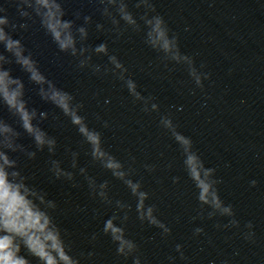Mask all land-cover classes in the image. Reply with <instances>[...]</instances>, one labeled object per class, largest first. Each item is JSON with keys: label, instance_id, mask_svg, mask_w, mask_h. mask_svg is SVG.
<instances>
[{"label": "clouds", "instance_id": "obj_1", "mask_svg": "<svg viewBox=\"0 0 264 264\" xmlns=\"http://www.w3.org/2000/svg\"><path fill=\"white\" fill-rule=\"evenodd\" d=\"M88 3L94 5L103 20L95 23V31L106 34L113 44L130 43L134 37H139L144 48L155 55L156 63L150 62L146 68L133 57L122 59L110 50L108 43L88 45L92 17L83 16L81 26L65 20L63 0H0V264H100L103 259L95 250L78 249L75 235L57 222V217L66 216L69 209L50 199L37 182V160L44 153L48 156L44 171L50 182L66 181L74 188L81 187L82 182L87 186L90 199L98 206L93 209L94 216H98L101 209L111 211L101 232L85 237L93 249L98 247L102 237H107L114 245L119 264H153L145 245L151 243L159 247V243L155 237L143 241L131 235L129 224L138 223L141 227L156 229L160 243L171 242V252L158 264H191L185 244L174 242L171 225L179 224L180 217L168 222L162 218L156 192L145 187L137 158L130 150L118 156L105 146L102 130H114L116 122L104 119L99 112L87 111L86 98L101 107L104 90L85 89L82 94H73L57 86L41 67L39 55L43 46L35 40L32 47L26 43L37 33L47 37L58 54L70 58L75 72L87 73L125 92L126 95L120 97L121 106L130 102L144 116L155 114L158 117L157 126L177 146L183 172L194 189L198 207L190 223L197 219L216 221L213 227L217 231L236 230L246 242L255 243L254 224L249 221L241 228L235 206L221 198L219 185L223 180L217 178V169L206 166L193 139L180 131L172 112L176 105H170L162 113L158 97L145 95L134 75L139 72L152 76L157 72L159 75L154 78L171 82V75L179 69L186 73L193 86L190 94L196 95V90L203 93L205 81L211 80V74L205 71L206 65L197 66L195 55L181 51L179 34L157 11L155 0H88ZM75 17L81 19V13L76 12ZM100 56L106 57V62H96L95 58ZM13 66L26 75L27 81L13 76ZM29 91L51 105L52 110L38 111L32 107ZM177 92L182 94L179 89ZM111 104V99H104L103 109L107 110ZM90 119L95 120L98 127L92 126ZM45 125L56 129L58 135H50ZM69 129L78 137L75 146L70 140H61ZM26 138L29 144L24 143ZM61 152L63 160L68 161L67 168L56 158ZM81 155L87 157L85 166L80 165ZM159 158L164 159L163 152ZM140 167L149 175L161 170L157 163L146 162ZM174 167V160L167 161L163 170L170 173ZM92 168L101 169L111 180L98 181L90 173ZM169 179L179 190L182 177L174 175ZM111 181L123 186L128 199L113 191ZM157 183L163 185V180ZM249 184L255 188L257 181L251 180ZM178 196L183 193L178 192ZM75 211L86 209L77 205ZM201 237L212 243L204 227L191 229L190 239L199 241Z\"/></svg>", "mask_w": 264, "mask_h": 264}, {"label": "water", "instance_id": "obj_2", "mask_svg": "<svg viewBox=\"0 0 264 264\" xmlns=\"http://www.w3.org/2000/svg\"><path fill=\"white\" fill-rule=\"evenodd\" d=\"M155 4L179 34L181 51L195 55L197 66L204 63L211 80L205 81L203 93L196 90L192 95L193 86L179 69L171 75V82L154 78L157 72L152 76L135 72V79L145 95L158 97L162 113L170 105L182 109H172L180 131L193 139L206 166L217 169V178L223 180L221 198L235 206L241 228L249 221L254 224L255 243L246 242L236 230L217 231L216 221L189 222L198 205L177 146L160 131L155 114L144 116L126 102L138 171L145 187L155 190L162 218L168 222L180 217L179 224L171 225L174 242L185 244L191 264H264V0H155ZM117 50L122 59L133 57L146 68L156 63L139 37L118 43ZM173 160V170L164 171V163ZM146 162L159 164L161 170L149 175L140 167ZM174 175L182 177L179 190L170 183ZM157 180H163V185ZM251 180L257 181L255 188L250 187ZM197 226L205 228L211 244L205 237L190 239L191 229ZM150 229L159 243L155 246L159 261L171 252V242L160 243L157 230Z\"/></svg>", "mask_w": 264, "mask_h": 264}]
</instances>
